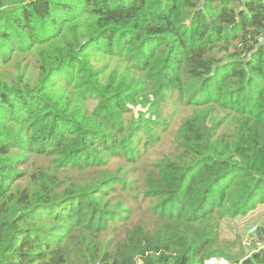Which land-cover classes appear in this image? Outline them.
I'll return each instance as SVG.
<instances>
[{
	"label": "trees",
	"instance_id": "16d2710c",
	"mask_svg": "<svg viewBox=\"0 0 264 264\" xmlns=\"http://www.w3.org/2000/svg\"><path fill=\"white\" fill-rule=\"evenodd\" d=\"M92 52L142 79L104 82ZM139 99L149 112L133 111ZM175 104L191 113L172 126ZM140 135L162 158L127 185L104 169L117 156L133 165ZM34 157L39 167L29 170ZM259 203L264 0H0V264H264V247L222 252L210 223ZM135 211L179 226L152 231ZM257 239L264 245L263 226Z\"/></svg>",
	"mask_w": 264,
	"mask_h": 264
},
{
	"label": "rangeland",
	"instance_id": "374dc122",
	"mask_svg": "<svg viewBox=\"0 0 264 264\" xmlns=\"http://www.w3.org/2000/svg\"><path fill=\"white\" fill-rule=\"evenodd\" d=\"M8 5V4H7ZM30 56L28 58V65L29 71L33 72L36 77V59H37V52L32 51L30 52ZM88 57L92 64L99 69V73L101 72V78L104 82L109 81L112 79L116 82L118 87H129L132 84L138 82L142 78L139 74L134 73L130 70V68L121 60H117L113 57L103 56L96 52H92L88 54ZM62 87L55 88L53 91H59ZM64 88V87H63ZM63 93L66 89H62ZM143 90V89H142ZM160 99V95H150V102L157 101ZM177 99L176 94H174L171 99L166 100L163 103V112L170 111L171 105L174 103L173 100ZM96 104L95 100H91L88 104L87 110L92 109ZM133 111H137L138 113L142 111L149 112V104H144L139 101L136 104H130ZM176 105V104H175ZM191 113L187 107L184 105H179L170 117L171 125L175 126L179 119L185 113ZM170 136L167 138L166 146H170V140L173 139V132H168ZM143 135H140L136 138V146L141 149V156L134 162L133 165L129 164L128 162L124 161L122 156H117L111 158L105 167V171L108 174H118L119 176H124L126 178L127 185L138 184V182L142 181L146 174L147 170L154 164L155 162L159 161L162 156L160 155V150L151 151L150 149H142L144 138ZM51 158V157H50ZM48 157H43L45 162L50 160ZM39 160L37 158H33L31 165L29 166V170H33L38 168ZM126 188V186H125ZM121 188L120 185L113 186L110 189L106 190L107 197L109 200H112V197L119 194ZM125 193V192H124ZM123 193V194H124ZM143 195V198H142ZM136 196L139 197L141 202H143V206L148 202L147 194L142 191L136 193ZM125 209H123L124 214L126 215L125 218H128L130 214L129 211L133 209V207L129 205H124ZM0 216H3L0 214ZM134 218L136 221L144 219L146 223H148L149 229L152 231L158 230L162 226L167 227H174L177 228L179 225L177 223L169 222L167 219H153L149 220L145 218L140 212H134ZM110 223L120 225V221L109 219ZM210 223L216 227V239L217 243L221 245L222 252L226 253L229 256L236 257L237 254L243 252L247 255H250L252 251H256L257 249H261L264 247L263 242H259L257 239V230L259 226L264 227V203L257 204L252 210L247 211L243 214H235L231 215L230 211H219L217 212L215 218L210 221ZM103 233L101 238L103 241L106 242L108 238L111 236V232ZM75 240L79 242L82 237V233L76 232L74 233ZM71 242L65 241L62 243V249L69 252ZM205 264H232V262L226 261L223 257H214L211 259L206 260ZM238 264V263H236Z\"/></svg>",
	"mask_w": 264,
	"mask_h": 264
}]
</instances>
